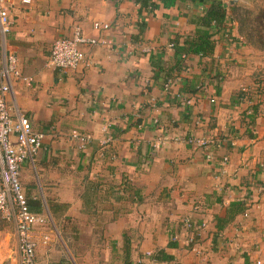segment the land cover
Here are the masks:
<instances>
[{
  "label": "crops",
  "instance_id": "obj_1",
  "mask_svg": "<svg viewBox=\"0 0 264 264\" xmlns=\"http://www.w3.org/2000/svg\"><path fill=\"white\" fill-rule=\"evenodd\" d=\"M149 3L152 10L135 0L4 2L11 29L4 48L0 38V62L13 54L32 79L29 87L11 79L6 103L44 134L34 161L18 171L24 196L40 200L38 215L48 218L32 232L36 264H122L126 252L132 264H254L264 257L254 251L264 249V102L245 99L247 90L229 74L233 47H245L226 23L210 56L175 57L168 45L180 48L192 36L210 0H176L168 9L162 0ZM93 23L108 29L95 31ZM74 28L108 44L81 46L84 62L72 73L53 71L51 46ZM167 79L173 84L165 92ZM248 103L259 110L252 138L240 124ZM72 131L91 136L85 150ZM188 137L209 139L214 161L187 145ZM233 201L244 203L247 217L217 232ZM185 218L205 223L190 251ZM221 241L233 253L223 255ZM99 244L106 254L95 252ZM159 251L171 260H154ZM0 264H17L13 216L0 215Z\"/></svg>",
  "mask_w": 264,
  "mask_h": 264
},
{
  "label": "built area",
  "instance_id": "obj_2",
  "mask_svg": "<svg viewBox=\"0 0 264 264\" xmlns=\"http://www.w3.org/2000/svg\"><path fill=\"white\" fill-rule=\"evenodd\" d=\"M5 0H0V38L2 46H5V37L11 29L9 14L4 7ZM23 4H29V0H22ZM92 29L107 30L108 25L93 23ZM108 42L104 39H95L85 37L78 28H74L72 35L68 38L57 39L53 42L48 60L49 67L61 74H69L74 72L83 62L85 55L81 51V46H105ZM175 44L170 43L168 49L173 50ZM184 58V56H182ZM11 79L29 87L32 79L25 77L20 72L16 57L7 53L3 55L0 62V215L8 219L13 216L16 234V257L17 264H36L35 247L33 241V229L45 226L48 218L45 215H36L29 211L25 196L22 192L19 182V167L25 163H32L42 147L44 134L33 131L29 120L19 114L11 115L10 108L6 103V97L10 92ZM171 79H167L164 84V91L167 92L172 86ZM186 104L190 102L186 101ZM110 128V125L103 126L104 133ZM14 138V143L11 142ZM70 139L77 143L80 150H85L91 142V136L80 134L72 131ZM183 141L189 145L201 150L205 160L214 161L212 152L208 149L211 141L205 138L188 137ZM110 142V138L101 141L100 146L104 147ZM157 144H160L158 140ZM224 166L227 159L221 160ZM260 193L264 194L261 188ZM244 217H247L244 213ZM205 227V223L196 224L191 218H185L181 221V232H183L184 246L190 251L196 247L197 239L201 230ZM219 239H223L219 234ZM45 240V239H44ZM176 237L172 238V242H176ZM151 256L150 253L146 254ZM254 264H261L256 260Z\"/></svg>",
  "mask_w": 264,
  "mask_h": 264
},
{
  "label": "trees",
  "instance_id": "obj_3",
  "mask_svg": "<svg viewBox=\"0 0 264 264\" xmlns=\"http://www.w3.org/2000/svg\"><path fill=\"white\" fill-rule=\"evenodd\" d=\"M140 6V9L152 10L154 6L149 3V0H135ZM176 0H162V6L165 9L172 8ZM226 23L235 27L236 36L245 48L254 52L264 53V0L255 9H250L244 5L234 3L227 9V6L221 0H210L204 15L198 18L196 29L192 36L184 40L183 45L178 48L174 47L175 57L186 56H210L213 53L215 44L213 37L216 33L220 32L226 26ZM236 41H238L235 38ZM234 40V41H235ZM180 61L177 60L176 68L179 67ZM167 77V76H166ZM242 96L249 100L250 93L243 91ZM259 114L258 106H249L241 114L240 124L244 129V136L252 138V130L255 126V121ZM26 202L29 211L33 214H41L42 204L40 200H28ZM48 205V203H47ZM244 203L240 201H233L229 204L226 210L225 217L216 220L217 232L223 231L224 228L234 220V218L245 211ZM53 213V211L51 210ZM173 236L170 237L169 247H175L172 242ZM156 261H170L171 258L166 256L163 252L155 253L152 257ZM247 259H244V264ZM122 264H132L128 252L122 259Z\"/></svg>",
  "mask_w": 264,
  "mask_h": 264
},
{
  "label": "rangeland",
  "instance_id": "obj_4",
  "mask_svg": "<svg viewBox=\"0 0 264 264\" xmlns=\"http://www.w3.org/2000/svg\"><path fill=\"white\" fill-rule=\"evenodd\" d=\"M262 1L263 0H240V1L235 2V1L229 0L227 3H224V4L227 6V9L231 6V4H234V3L244 5L250 9H255L259 7ZM232 45L234 46V44ZM233 50L234 51L236 50V54L234 52L233 53L234 55L231 56V58H233L232 59L233 62L236 61V65L231 67L232 69H229L230 70L229 74L232 73L231 75L234 76L236 80H238L240 85H242L243 89H246L250 94L254 96V99L256 101L264 102V53L254 52L248 48H242L241 46H236V48L233 47ZM235 55L237 57H235ZM249 106H252V104L248 103L247 107ZM227 243H228L227 241H226V244L225 242H222L220 245L221 247L218 248L221 252H223V255L226 253L227 254L233 253L232 251L235 249L231 247L233 249L231 250ZM104 246H105L104 244H99L98 248H95V252L96 250H98L99 255L106 254L107 251H105ZM110 248H111V244L109 246V249ZM225 248H228V249H225ZM102 250H104L103 253H102ZM263 250L264 249L260 248L259 246V248L254 251H256V254H258L259 256H264ZM236 251L241 252L239 250H236ZM260 261H261V264H263L264 257H262Z\"/></svg>",
  "mask_w": 264,
  "mask_h": 264
},
{
  "label": "water",
  "instance_id": "obj_5",
  "mask_svg": "<svg viewBox=\"0 0 264 264\" xmlns=\"http://www.w3.org/2000/svg\"><path fill=\"white\" fill-rule=\"evenodd\" d=\"M235 2H237V1H240V0H234Z\"/></svg>",
  "mask_w": 264,
  "mask_h": 264
}]
</instances>
